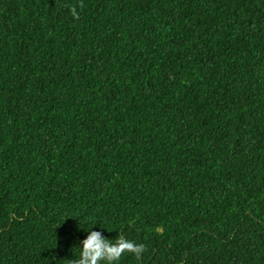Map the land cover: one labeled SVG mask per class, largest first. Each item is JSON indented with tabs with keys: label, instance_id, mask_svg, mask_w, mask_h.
Listing matches in <instances>:
<instances>
[{
	"label": "trees",
	"instance_id": "trees-1",
	"mask_svg": "<svg viewBox=\"0 0 264 264\" xmlns=\"http://www.w3.org/2000/svg\"><path fill=\"white\" fill-rule=\"evenodd\" d=\"M81 227L264 264V0H0V264H72Z\"/></svg>",
	"mask_w": 264,
	"mask_h": 264
},
{
	"label": "clouds",
	"instance_id": "clouds-1",
	"mask_svg": "<svg viewBox=\"0 0 264 264\" xmlns=\"http://www.w3.org/2000/svg\"><path fill=\"white\" fill-rule=\"evenodd\" d=\"M82 228V227H81ZM102 228V227H101ZM87 233L81 240L79 258L71 260L72 264H116L125 251L139 255L141 245L126 241L123 237L110 240L101 234V231L82 228Z\"/></svg>",
	"mask_w": 264,
	"mask_h": 264
}]
</instances>
